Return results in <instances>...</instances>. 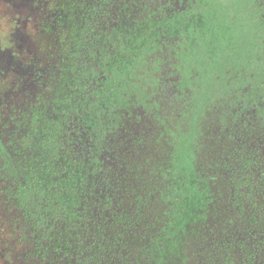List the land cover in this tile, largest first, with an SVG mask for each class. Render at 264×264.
Returning a JSON list of instances; mask_svg holds the SVG:
<instances>
[{
	"label": "flooded vegetation",
	"instance_id": "obj_1",
	"mask_svg": "<svg viewBox=\"0 0 264 264\" xmlns=\"http://www.w3.org/2000/svg\"><path fill=\"white\" fill-rule=\"evenodd\" d=\"M232 1L0 0V264H76L103 240L136 248L131 264H189L180 228L204 232L227 189L264 174V0ZM239 16L259 31L248 51H199ZM37 197L33 217L19 201ZM217 251L264 264L239 241Z\"/></svg>",
	"mask_w": 264,
	"mask_h": 264
},
{
	"label": "trees",
	"instance_id": "obj_2",
	"mask_svg": "<svg viewBox=\"0 0 264 264\" xmlns=\"http://www.w3.org/2000/svg\"><path fill=\"white\" fill-rule=\"evenodd\" d=\"M244 171H241V176L244 177ZM255 179L254 172H249V176L246 180H238L235 184L234 197L229 196L231 189H227L228 200L225 203H214L212 208L207 209L206 218L203 217L204 225L207 230L199 229L198 222L194 225H188V228L181 227L182 232L187 230V235L189 237L193 236L192 240L187 239V246L182 251V256L184 257V262H189V264H217L219 253L217 251L218 244H226V247L232 244L235 245L239 241L242 249L246 251L257 250L259 253V258H264L263 252L260 251L264 249V174L257 175ZM228 184V183H227ZM226 188H232L231 186H226ZM233 189V188H232ZM195 192V191H194ZM37 195H40V191L37 190ZM211 194V193H209ZM37 200H26L28 206L19 201V204L23 205V210L28 212L29 210L35 211V214L32 213L33 217L38 216L37 211L39 208L43 207L46 203H41ZM193 208V211L196 210V213L203 209L200 206L199 202ZM48 208L52 210H58L59 205L56 204H47ZM43 210L48 209L42 208ZM204 210V209H203ZM32 211V212H33ZM205 211V210H204ZM203 216V215H202ZM194 217V215H193ZM192 216L190 217V220ZM201 221V222H202ZM189 221L187 220V223ZM223 226V227H222ZM230 228L229 232H232L230 235H220V232H223V228ZM39 231L40 227H36ZM202 228V227H201ZM241 229L242 235L236 236L238 229ZM226 231V229H225ZM244 235V236H243ZM228 236V237H227ZM222 237V238H220ZM247 237L246 244L243 239ZM103 239L97 240L101 242ZM103 245L100 243H93L89 246L86 255L83 256L82 260L76 261V264H131L133 260L138 259V250L136 248L125 249L124 246L114 249L113 245L106 240H103ZM98 246H95V245ZM126 251H125V250ZM175 259V258H174ZM176 260V259H175ZM138 260H136L137 262ZM177 261V260H176ZM138 264V263H136ZM154 264H179V262H168V261H155Z\"/></svg>",
	"mask_w": 264,
	"mask_h": 264
},
{
	"label": "rangeland",
	"instance_id": "obj_3",
	"mask_svg": "<svg viewBox=\"0 0 264 264\" xmlns=\"http://www.w3.org/2000/svg\"><path fill=\"white\" fill-rule=\"evenodd\" d=\"M245 0H233L232 1V8L233 10H235V12L237 10H239L242 7V4ZM1 10L2 7L0 5V26L1 28H5V24H6V20L7 18H3L1 16ZM207 20L210 19L209 13L206 15ZM211 17L214 18V14H211ZM207 22L209 23V21H206L205 24H207ZM234 24L235 27L229 32L228 30H226V28H228L227 26H225V24H222V22L220 21H216L215 25L213 27V30L216 34L222 33L220 35H218L216 41H213L212 39H208L203 31L201 30L200 34L202 36V40L205 42V46H204V42L202 41V48L199 49L202 50L205 48V50H209L210 48L217 50V48H222L225 50H232L235 52L236 56H240L242 55L244 52L248 51V44L247 43H251L253 40H255L258 35H259V31L256 27H254L251 31L247 28L246 24H244L243 19L239 16L236 21L234 20ZM3 28V29H4ZM202 28H204V26H202ZM245 32H248V34H245ZM250 32V33H249ZM9 43V40L7 41V39L2 38L1 40V45L4 46L6 44ZM219 43V44H218ZM251 46V45H250ZM198 51V52H199ZM197 52V53H198ZM195 55V54H194ZM195 57V56H194ZM201 57L202 55L199 54L197 55V62L200 63L201 61ZM205 96L202 93V91L199 93V95L196 98V108L200 107V105L204 102ZM183 168H185L183 171L184 173L187 175L191 174V169H189L188 167V160L185 157V155H181V159H180ZM197 203L193 200V201H189L188 203V208H194L195 205Z\"/></svg>",
	"mask_w": 264,
	"mask_h": 264
}]
</instances>
